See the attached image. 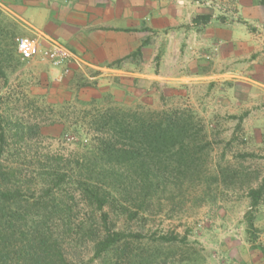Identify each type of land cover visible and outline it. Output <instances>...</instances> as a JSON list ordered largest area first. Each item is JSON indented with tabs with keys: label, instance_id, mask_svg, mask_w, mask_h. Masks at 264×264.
I'll list each match as a JSON object with an SVG mask.
<instances>
[{
	"label": "rangeland",
	"instance_id": "obj_1",
	"mask_svg": "<svg viewBox=\"0 0 264 264\" xmlns=\"http://www.w3.org/2000/svg\"><path fill=\"white\" fill-rule=\"evenodd\" d=\"M13 7V0H0V50L11 57L0 77V119L3 126L12 127L11 135L18 127L13 124H22V138H12L9 146L26 153L23 162L32 164L47 156L71 162L82 155L90 157L100 137L115 133L105 122L113 124L119 115L130 119L134 112L162 109L191 113L196 118L195 137L203 136L200 144L207 142L206 151L197 154L201 159L192 167V181L173 192L178 198L162 203L154 219L138 231L144 238L142 248L150 264H264L246 227L251 209L247 181L264 176V84L224 70L208 79L168 83L160 73L159 37L154 30L147 57L140 51L129 60L132 67L126 72L139 74L133 81L122 73L116 82L106 75L100 80L97 75L105 72L77 60L66 72L51 69L41 57L24 61L10 39L25 35L18 31L21 21ZM252 31L264 39V20ZM223 166L239 167L245 179L233 185L211 179ZM165 178L175 175L165 173ZM163 193L169 196L168 188ZM78 210L86 213L82 202ZM256 210L252 212L255 242L264 247V198ZM170 233L177 236L175 241H156L159 234ZM65 247L71 260L78 255L85 264H102L103 258L93 257L88 246Z\"/></svg>",
	"mask_w": 264,
	"mask_h": 264
},
{
	"label": "trees",
	"instance_id": "obj_2",
	"mask_svg": "<svg viewBox=\"0 0 264 264\" xmlns=\"http://www.w3.org/2000/svg\"><path fill=\"white\" fill-rule=\"evenodd\" d=\"M210 19V14H199L192 22ZM15 37L10 38L14 45ZM9 60L8 51L1 49L0 77ZM119 116L113 124L105 122L115 133L100 137L90 157L71 162L47 156L32 164L23 162L25 152L9 146L12 138H22V124L14 123L18 127L11 135L12 127L0 119V264H85L78 255L69 259L65 244L88 246L93 257L103 258L102 264H150L138 231L154 219L162 203L178 198L172 196L175 190L192 181V167L198 166L197 154L206 151L207 142L201 145L203 136L195 137L191 113L162 109L134 112L130 119ZM165 173L175 179H166ZM245 177L239 167L223 166L211 179L233 185ZM252 177L246 186L251 205L246 227L251 246L264 256V247L255 242L252 213L264 198V176ZM166 188L169 196L163 193ZM79 202L85 205L84 215ZM176 239L171 233L159 234L156 241Z\"/></svg>",
	"mask_w": 264,
	"mask_h": 264
},
{
	"label": "crops",
	"instance_id": "obj_3",
	"mask_svg": "<svg viewBox=\"0 0 264 264\" xmlns=\"http://www.w3.org/2000/svg\"><path fill=\"white\" fill-rule=\"evenodd\" d=\"M13 4L21 21L19 32L60 42L73 56L67 64L71 70L77 60L105 72L97 75L100 80L106 75L116 82L121 73L130 75L131 81L139 78L134 71L126 72L132 67L129 60L139 48L147 57L154 30L160 73L168 83L208 79L224 70L264 84V39L252 31L264 20L259 0H13ZM199 14H210L211 19L193 23Z\"/></svg>",
	"mask_w": 264,
	"mask_h": 264
},
{
	"label": "built area",
	"instance_id": "obj_4",
	"mask_svg": "<svg viewBox=\"0 0 264 264\" xmlns=\"http://www.w3.org/2000/svg\"><path fill=\"white\" fill-rule=\"evenodd\" d=\"M15 46L21 60H31L41 57L53 68L68 70V62L73 60L72 54L60 42L46 36L18 35L15 37Z\"/></svg>",
	"mask_w": 264,
	"mask_h": 264
}]
</instances>
